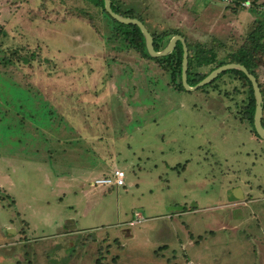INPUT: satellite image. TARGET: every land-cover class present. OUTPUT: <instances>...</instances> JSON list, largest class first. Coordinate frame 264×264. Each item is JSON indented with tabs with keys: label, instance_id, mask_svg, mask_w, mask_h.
<instances>
[{
	"label": "rangeland",
	"instance_id": "374dc122",
	"mask_svg": "<svg viewBox=\"0 0 264 264\" xmlns=\"http://www.w3.org/2000/svg\"><path fill=\"white\" fill-rule=\"evenodd\" d=\"M114 1L220 59L264 10ZM113 24L94 0H0V264H264V138L241 82L179 91ZM114 167L125 185H92Z\"/></svg>",
	"mask_w": 264,
	"mask_h": 264
},
{
	"label": "trees",
	"instance_id": "16d2710c",
	"mask_svg": "<svg viewBox=\"0 0 264 264\" xmlns=\"http://www.w3.org/2000/svg\"><path fill=\"white\" fill-rule=\"evenodd\" d=\"M215 1V0H210ZM219 1V0H218ZM223 1V0H221ZM246 0H233L228 6L234 8H241V2ZM97 7H100L104 13H106L114 22L112 27V34L119 37L121 42H124V46L133 49L141 54V56L152 58L159 62L170 74L171 83L174 88L179 91H188L182 82V60H183V44L178 41L176 47L167 55L152 57L146 47L145 37L141 29L135 24H125L114 19L105 9L104 0H94ZM112 8L114 11L129 17H137L134 15L132 10L123 11L114 0H112ZM232 10V8H230ZM237 11V10H232ZM253 11V10H252ZM261 13H256V24L254 29L247 36V40L238 46L237 49L227 51L224 59H220L217 51L214 48H208L203 44H196L190 47V43L186 40L188 46V83L190 85H195L201 81L207 74H209L216 67L229 62H239L247 67V69L253 73L260 85L261 92L263 95V114H264V83H261L259 76V69L261 65L264 64V10ZM236 13V12H235ZM139 18L141 21L142 19ZM153 44L156 50L163 49L171 36L178 34L179 32H163V33H153ZM13 55H17L14 52ZM26 58V56H25ZM230 73L232 77L238 79L241 82V87L235 88V90L242 92L245 96L243 105L240 108V114L242 120H248L252 131L258 135L254 126V113H255V96L254 89L251 80L248 76L240 69H228L220 73L212 82L199 87L202 89L204 87L214 86L223 74ZM216 87V86H214ZM241 88V89H240ZM196 89V90H198ZM264 117V115H263ZM262 123L264 125V119L262 118ZM259 136V135H258Z\"/></svg>",
	"mask_w": 264,
	"mask_h": 264
},
{
	"label": "water",
	"instance_id": "95a60500",
	"mask_svg": "<svg viewBox=\"0 0 264 264\" xmlns=\"http://www.w3.org/2000/svg\"><path fill=\"white\" fill-rule=\"evenodd\" d=\"M104 6L106 11L117 21L125 24H135L137 25L141 31L144 34L145 37V44L147 47V50L149 54L152 57H159V56H165L169 54L177 45L178 41H181L183 44V60H182V82L185 86V88L189 91H193L198 89L199 87L206 85L210 82H212L220 73L228 70V69H240L242 70L248 78L251 80L253 89H254V96H255V113H254V126L256 129V132L261 138H264V125L262 123V118H263V95L261 92V88L259 85V82L256 78V76L251 73L247 67L239 62H229L225 63L223 65H220L213 69L207 76H205L201 81L196 83L195 85H190L188 83V46L185 41V38L180 35V34H174L170 40L168 41L167 45L161 49V50H156L154 48L153 44V35L149 31V29L146 27V25L137 17H129V16H124L116 11L113 10L112 8V0H104ZM235 192L240 193L242 197V192L239 187L235 189ZM10 230V229H9Z\"/></svg>",
	"mask_w": 264,
	"mask_h": 264
},
{
	"label": "built area",
	"instance_id": "2783aa9c",
	"mask_svg": "<svg viewBox=\"0 0 264 264\" xmlns=\"http://www.w3.org/2000/svg\"><path fill=\"white\" fill-rule=\"evenodd\" d=\"M232 0H229L227 2L228 4L231 3ZM242 4H245V1L242 2ZM125 171L120 167H114L110 174H105L99 177H96L92 181V185H125ZM143 219V217L140 214H136L135 219H132L129 223L133 225L136 222H140ZM187 264H193L192 262H189Z\"/></svg>",
	"mask_w": 264,
	"mask_h": 264
}]
</instances>
